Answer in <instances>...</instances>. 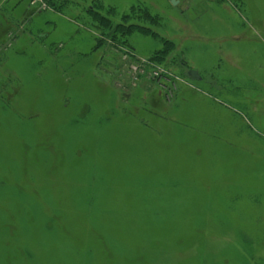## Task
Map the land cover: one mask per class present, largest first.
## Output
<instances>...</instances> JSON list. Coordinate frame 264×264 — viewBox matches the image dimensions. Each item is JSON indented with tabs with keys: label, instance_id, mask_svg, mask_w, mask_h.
Returning <instances> with one entry per match:
<instances>
[{
	"label": "rangeland",
	"instance_id": "374dc122",
	"mask_svg": "<svg viewBox=\"0 0 264 264\" xmlns=\"http://www.w3.org/2000/svg\"><path fill=\"white\" fill-rule=\"evenodd\" d=\"M53 2L0 0V264H264V0Z\"/></svg>",
	"mask_w": 264,
	"mask_h": 264
},
{
	"label": "trees",
	"instance_id": "16d2710c",
	"mask_svg": "<svg viewBox=\"0 0 264 264\" xmlns=\"http://www.w3.org/2000/svg\"><path fill=\"white\" fill-rule=\"evenodd\" d=\"M93 8L94 10L92 11V13L94 15V18L97 19V24L94 22L96 29L105 30L104 26H106V30L109 36L112 35L113 37H118L120 39L118 41L121 42L125 47H127L128 45V38L134 35V33L158 38L157 33L154 32L153 28L161 25L160 19L159 17L153 16L146 9L132 8L129 14L123 16L121 20L118 21V24L114 25V17L116 14L113 9H109L107 11L108 14L106 16H103L101 12L97 11L96 7L93 6ZM170 48H173L172 44L168 42L165 43L164 49L161 50L156 58L160 59L161 57V59H164L163 55L169 53Z\"/></svg>",
	"mask_w": 264,
	"mask_h": 264
},
{
	"label": "water",
	"instance_id": "95a60500",
	"mask_svg": "<svg viewBox=\"0 0 264 264\" xmlns=\"http://www.w3.org/2000/svg\"><path fill=\"white\" fill-rule=\"evenodd\" d=\"M185 76L192 81H202L203 80V78L199 75V73L197 71H194V70L188 71V73H186ZM206 82L212 86H217L216 81L213 80V78L211 76H208L206 78Z\"/></svg>",
	"mask_w": 264,
	"mask_h": 264
}]
</instances>
